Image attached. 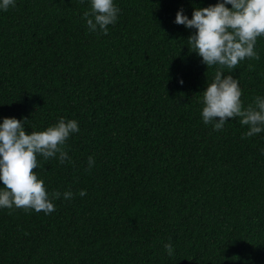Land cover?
<instances>
[{"label": "trees", "instance_id": "obj_1", "mask_svg": "<svg viewBox=\"0 0 264 264\" xmlns=\"http://www.w3.org/2000/svg\"><path fill=\"white\" fill-rule=\"evenodd\" d=\"M218 2L113 0L107 35L87 28L91 0L0 9V124L79 127L69 161L38 155L33 170L47 192L74 198L47 215L0 208V264H264V131L242 139L238 117L221 131L203 123V91L222 66L207 68L188 44L195 29L174 23L181 8L191 19ZM254 51L223 67L242 107L264 97V36Z\"/></svg>", "mask_w": 264, "mask_h": 264}, {"label": "clouds", "instance_id": "obj_2", "mask_svg": "<svg viewBox=\"0 0 264 264\" xmlns=\"http://www.w3.org/2000/svg\"><path fill=\"white\" fill-rule=\"evenodd\" d=\"M14 6L15 0H0V9L4 11ZM119 12L113 0H91V8L84 12L83 19L90 32L98 30L107 35L108 26L116 23ZM174 23L195 29L187 38L188 44L207 68L222 66L203 91V123L221 131L229 118L238 117L241 125L248 128L242 139L264 131V97L257 96L252 104L242 107L238 80L223 73V67L234 69L245 58L259 59L254 45L257 37L264 36V0H221L215 5L194 8L191 19L181 8ZM179 83L183 84V80ZM25 121L7 117L0 124V181L4 186L0 189V208L31 209L47 215L56 210L54 200L61 195L71 200L74 194L46 191L44 181L33 171L39 167L37 156L44 160L57 158L61 164L69 161L66 142L79 131L78 122L61 117L43 131L26 134ZM94 164V157L89 156L88 170ZM79 195L83 197L86 192L80 190ZM164 248L171 257L173 245L167 243Z\"/></svg>", "mask_w": 264, "mask_h": 264}]
</instances>
